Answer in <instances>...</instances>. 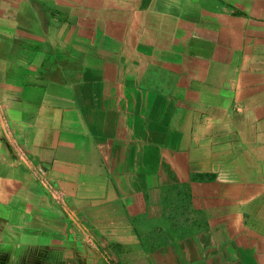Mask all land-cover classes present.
<instances>
[{"label":"crops","instance_id":"1","mask_svg":"<svg viewBox=\"0 0 264 264\" xmlns=\"http://www.w3.org/2000/svg\"><path fill=\"white\" fill-rule=\"evenodd\" d=\"M0 264H264V0H0Z\"/></svg>","mask_w":264,"mask_h":264}]
</instances>
